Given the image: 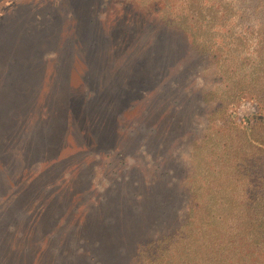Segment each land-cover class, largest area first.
Returning <instances> with one entry per match:
<instances>
[{"label": "rangeland", "instance_id": "1", "mask_svg": "<svg viewBox=\"0 0 264 264\" xmlns=\"http://www.w3.org/2000/svg\"><path fill=\"white\" fill-rule=\"evenodd\" d=\"M0 264H264V0H0Z\"/></svg>", "mask_w": 264, "mask_h": 264}]
</instances>
